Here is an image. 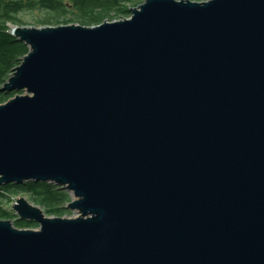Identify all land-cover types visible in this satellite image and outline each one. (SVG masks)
Listing matches in <instances>:
<instances>
[{"label":"water","instance_id":"95a60500","mask_svg":"<svg viewBox=\"0 0 264 264\" xmlns=\"http://www.w3.org/2000/svg\"><path fill=\"white\" fill-rule=\"evenodd\" d=\"M129 19L26 27L0 91V264H264V0H142Z\"/></svg>","mask_w":264,"mask_h":264},{"label":"trees","instance_id":"16d2710c","mask_svg":"<svg viewBox=\"0 0 264 264\" xmlns=\"http://www.w3.org/2000/svg\"><path fill=\"white\" fill-rule=\"evenodd\" d=\"M71 4L69 9L64 5L63 0H47L44 7H52L56 12L55 16L49 19L38 21L42 26H59L75 22L81 26H97L104 21L111 22L120 16L129 17V6L136 5L139 0H67ZM206 1V0H198ZM31 2L27 4L22 0L12 2L10 0H0V88L10 77L13 69L17 67L20 60L28 53V48L17 41L9 33L8 23L20 25L16 16L23 11L33 9ZM67 16H71L70 21ZM23 92H2L0 91V105L6 103L15 95ZM25 195L48 217H66L70 212L65 206L70 202L68 194L53 184L26 182L21 185L10 184L0 187V220L12 221L14 227L18 229H37V225L28 221L18 220L12 210L4 204L12 203V198Z\"/></svg>","mask_w":264,"mask_h":264},{"label":"rangeland","instance_id":"374dc122","mask_svg":"<svg viewBox=\"0 0 264 264\" xmlns=\"http://www.w3.org/2000/svg\"><path fill=\"white\" fill-rule=\"evenodd\" d=\"M190 1H193V2H199L198 0H190ZM201 2V1H200ZM143 3V1L142 0H139L138 1V3L136 4V5H132V6H129V12H130V9H134V8H137V6H139L140 4H142ZM131 16V14H129V17ZM121 18H115L113 21H120V20H123V19H129V17H124V16H120ZM19 18V20H20V25H16V26H26V27H35V28H37V27H43L41 24H39L38 23V21H40V20H44V18L42 17V15L40 14V13H33V14H28V13H25V14H22L20 17H18ZM70 19H71V16H67V20H69L70 21ZM69 24H67V25H70V24H77V23H75V22H68ZM64 25H66V24H64ZM63 24H60L59 26H64ZM13 26L14 25H12V24H8L7 25V28L9 29V33H10V31H11V29L13 28ZM51 27H55V26H51ZM63 191V190H62ZM65 192V191H64ZM67 193V192H66ZM68 194V196H69V198H70V201H71V196H70V194L69 193H67ZM19 197H22V198H24L30 205H32V206H35V207H38L37 205H35L31 200H29L25 195H19V196H14L13 198H12V203H10V204H4L5 205V207L7 208H9V210L11 211V207H12V205L14 204V202L16 201V199L17 198H19ZM70 203V202H69ZM68 203V204H69ZM67 204V205H68ZM39 208V207H38ZM65 208H66V210L67 211H69L70 212V215H68V216H66V217H70V218H76V217H78V213L77 212H72V211H70V210H68L67 209V206H65ZM42 211H43V209L42 208H40Z\"/></svg>","mask_w":264,"mask_h":264},{"label":"flooded vegetation","instance_id":"af4514ba","mask_svg":"<svg viewBox=\"0 0 264 264\" xmlns=\"http://www.w3.org/2000/svg\"><path fill=\"white\" fill-rule=\"evenodd\" d=\"M12 2H15L17 0H10ZM50 1V0H49ZM22 2L27 4L28 2H31L33 5V9L29 11H23L19 13L16 18L20 17L22 14L28 13V14H33V13H40L44 19H49L55 16L56 12L52 11V7H44V3L47 4V0H22ZM44 2V3H43ZM64 5H66L69 9L71 8V4L67 0H63ZM10 24V23H8Z\"/></svg>","mask_w":264,"mask_h":264}]
</instances>
